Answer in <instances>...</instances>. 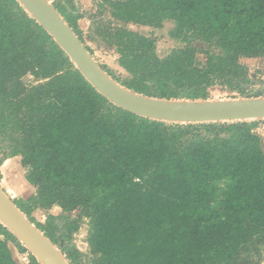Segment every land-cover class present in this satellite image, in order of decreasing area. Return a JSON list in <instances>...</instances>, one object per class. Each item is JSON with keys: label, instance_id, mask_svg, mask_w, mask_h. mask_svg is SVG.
I'll return each instance as SVG.
<instances>
[{"label": "trees", "instance_id": "obj_1", "mask_svg": "<svg viewBox=\"0 0 264 264\" xmlns=\"http://www.w3.org/2000/svg\"><path fill=\"white\" fill-rule=\"evenodd\" d=\"M47 2L82 44L78 22L87 20L88 40L113 51L126 76L100 69L128 92L212 101L208 90L219 86L238 100L264 98V82L240 63L264 59V0H93L88 13L74 0ZM165 22L184 46L160 59L156 38L131 27ZM195 41L218 50L203 52L204 66L195 63ZM260 123L180 124L125 112L16 0H0V167L20 158L34 193L12 202L68 264L80 218L100 264H255L264 244V139L253 132ZM53 204L60 215L45 224L31 218ZM9 244L40 264L0 223V264H16Z\"/></svg>", "mask_w": 264, "mask_h": 264}, {"label": "water", "instance_id": "obj_2", "mask_svg": "<svg viewBox=\"0 0 264 264\" xmlns=\"http://www.w3.org/2000/svg\"><path fill=\"white\" fill-rule=\"evenodd\" d=\"M54 40L82 77L104 99L138 117L193 124L264 119V98L229 101H167L141 97L121 88L93 62L74 32L47 0H16ZM0 223L40 264H68L58 249L0 189Z\"/></svg>", "mask_w": 264, "mask_h": 264}, {"label": "rangeland", "instance_id": "obj_3", "mask_svg": "<svg viewBox=\"0 0 264 264\" xmlns=\"http://www.w3.org/2000/svg\"><path fill=\"white\" fill-rule=\"evenodd\" d=\"M75 4H77V8L80 13H88L93 10V0H74ZM78 25L82 31L83 36V47H88L91 51V59L93 62L99 67V65H105L109 67L111 70L126 76L125 72L120 69L116 64L117 56L108 48L97 47L95 44L90 42L86 37L88 22L86 19L80 20ZM133 30L138 31L142 35L145 36H154L156 38V55L158 58L163 59L170 54V52L174 49L181 48L184 46L179 41H176L169 37V32L173 28L171 22H165L160 29H150L146 27H131ZM194 47L198 50V54L195 58V63L197 66H204L205 64V55L203 52H213L218 53L214 47L209 46L203 42H194ZM86 49V48H85ZM87 51V50H86ZM240 63L248 68V73L250 79L258 82H264V59H240ZM100 68V67H99ZM23 82L27 85L33 84L34 79L32 77H26L23 79ZM260 84V83H259ZM259 84L256 87H259ZM209 97L212 101H229V100H238L236 99L238 95L231 91H228L219 86L211 87L209 90ZM254 134L261 139H264V123H260L254 129ZM20 160V159H19ZM18 169L20 171V178H24V170L21 169L20 162H18ZM2 166V165H1ZM3 168V167H2ZM4 170V176L0 181V187L4 190L6 196H8L12 201L18 202L20 196L13 189L14 187L19 189L21 184L24 185L21 179H18L17 173L7 174L6 170ZM1 172V167H0ZM25 186V185H24ZM26 187V186H25ZM61 214V210L56 207L54 204L50 206L49 209H37L31 212V218L36 223L45 224L48 216H58ZM77 214V213H73ZM88 222L84 218L79 219V227L78 230L71 235V240L69 244L70 252H71V261L73 264H100V256L94 254L91 251V248L88 243ZM11 248V252L13 253V258L17 264H28L27 259L24 256L18 254L16 249L12 244H9ZM260 256L255 258V264H264V244L260 246Z\"/></svg>", "mask_w": 264, "mask_h": 264}, {"label": "crops", "instance_id": "obj_4", "mask_svg": "<svg viewBox=\"0 0 264 264\" xmlns=\"http://www.w3.org/2000/svg\"><path fill=\"white\" fill-rule=\"evenodd\" d=\"M19 159H20L19 157H14V158H11V159H7L1 166V174H2V176H4V170L3 169H5L7 174H10V175L12 174L13 175V173H17L18 179H21L20 178V176H21L20 175V171L18 169V166H19L18 162H20ZM21 181H23V183H24V185L26 187L23 184H21L19 186V189H18L16 187H14V185H13V188H14L13 190L18 193V195L20 196L21 199L26 200L30 196L33 195L34 190L26 183L24 178H22ZM10 250H11V248H10ZM12 256H13V253H12ZM16 264H17V262H16Z\"/></svg>", "mask_w": 264, "mask_h": 264}]
</instances>
